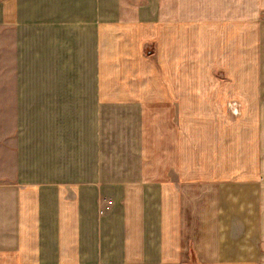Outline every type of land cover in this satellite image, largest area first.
I'll use <instances>...</instances> for the list:
<instances>
[{"label":"crops","instance_id":"obj_1","mask_svg":"<svg viewBox=\"0 0 264 264\" xmlns=\"http://www.w3.org/2000/svg\"><path fill=\"white\" fill-rule=\"evenodd\" d=\"M0 264H264V0H0Z\"/></svg>","mask_w":264,"mask_h":264},{"label":"built area","instance_id":"obj_2","mask_svg":"<svg viewBox=\"0 0 264 264\" xmlns=\"http://www.w3.org/2000/svg\"><path fill=\"white\" fill-rule=\"evenodd\" d=\"M238 104H239L238 102L234 101V102H229L228 106H229L231 111L233 110L234 112H238ZM239 111H240V106H239ZM112 205H113L112 199H107V200L102 199V202L100 203V210L102 212H107L111 208Z\"/></svg>","mask_w":264,"mask_h":264},{"label":"rangeland","instance_id":"obj_3","mask_svg":"<svg viewBox=\"0 0 264 264\" xmlns=\"http://www.w3.org/2000/svg\"><path fill=\"white\" fill-rule=\"evenodd\" d=\"M238 112H234L233 110L231 111L229 106H228V109L231 111V114L234 116V117H239L241 114H242V105L240 102H238ZM239 106H240V111H239ZM241 112V113H240Z\"/></svg>","mask_w":264,"mask_h":264}]
</instances>
